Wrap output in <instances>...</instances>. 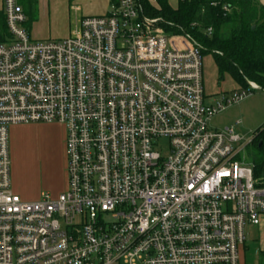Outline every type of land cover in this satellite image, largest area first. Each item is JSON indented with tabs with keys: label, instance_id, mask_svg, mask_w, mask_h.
<instances>
[{
	"label": "built area",
	"instance_id": "1",
	"mask_svg": "<svg viewBox=\"0 0 264 264\" xmlns=\"http://www.w3.org/2000/svg\"><path fill=\"white\" fill-rule=\"evenodd\" d=\"M110 6L37 42L19 0H1L0 264H240L264 180L241 157L253 138L209 122L259 87L207 102L193 39L166 34L139 0ZM31 124L64 127L67 190L25 203L8 128Z\"/></svg>",
	"mask_w": 264,
	"mask_h": 264
},
{
	"label": "trees",
	"instance_id": "2",
	"mask_svg": "<svg viewBox=\"0 0 264 264\" xmlns=\"http://www.w3.org/2000/svg\"><path fill=\"white\" fill-rule=\"evenodd\" d=\"M177 4L172 9L167 0L155 4L139 0L146 17L163 21L161 28L166 34L188 36L203 49L202 57L212 56L218 84L227 76L239 89L250 82L264 92V4L257 0H178ZM208 29L211 34H206ZM4 32L0 13V42ZM252 137L253 159L247 163L260 178L264 172V127Z\"/></svg>",
	"mask_w": 264,
	"mask_h": 264
},
{
	"label": "rangeland",
	"instance_id": "3",
	"mask_svg": "<svg viewBox=\"0 0 264 264\" xmlns=\"http://www.w3.org/2000/svg\"><path fill=\"white\" fill-rule=\"evenodd\" d=\"M38 1L37 7H32L33 14L36 13V16L39 18L37 26L38 32L45 36V41H58L59 39H63L67 33V11L69 9L68 5L66 6L65 0H47V5L46 2L43 3L45 0ZM176 1L168 0V3L175 8ZM44 11L45 15L42 17ZM202 64L205 79V94H216L215 101H218L225 94L227 96L233 94L232 91L235 83L231 78L225 76L223 83H217L216 69L211 55L203 57ZM45 126L44 124H39L38 127L31 131H23L21 135L23 139L29 140L32 143L33 158L37 163L30 177L40 189L46 188L45 179L47 177L59 176L57 172L60 164L59 158L53 157L51 152V157L53 158L51 160L49 157H46L47 154H45V151L47 145L50 144L48 141L58 138L61 132ZM261 127H264V92L261 90H255L252 96H248L237 104L226 106L225 110L214 116L209 122L210 129L218 132H225L226 129H232L235 135L246 142L251 140L253 133ZM10 137L9 131L8 144L9 157L12 164L11 176L15 179L17 178V174L14 171H16L15 168L17 165H15V160L12 159ZM162 146H165L164 142ZM252 153L254 152L251 146H247L241 153V157L244 156L246 162L251 163L253 159ZM47 158L50 163L46 162ZM42 191L43 194H48L45 190Z\"/></svg>",
	"mask_w": 264,
	"mask_h": 264
},
{
	"label": "crops",
	"instance_id": "4",
	"mask_svg": "<svg viewBox=\"0 0 264 264\" xmlns=\"http://www.w3.org/2000/svg\"><path fill=\"white\" fill-rule=\"evenodd\" d=\"M114 0H65L66 6L68 5L67 11V33L65 34L64 40L69 37L71 34L73 27L77 25V20L79 18H88V17H101L106 15L111 8V3ZM258 2L264 4L263 0H257ZM38 0H21V7L23 8L24 14L26 16V31L29 34V37L33 41L43 42L45 41V36L41 35L38 32L37 26L39 22V18L36 16V13L33 14V6L37 7ZM47 0L43 1V3ZM178 0L176 1V7H172L167 0V4L172 8L176 9L178 4ZM1 7V0H0ZM35 11V10H34ZM1 12V9H0ZM45 15V11L42 17ZM204 79V72H203ZM205 81V79H204ZM240 89L235 85L233 92L239 91ZM260 90V89H259ZM204 93H205V85H204ZM226 95V94H225ZM216 94H206V101L209 102L210 99H215ZM224 96V95H223ZM39 124H31V125H16L9 127L10 131V144H11V152L12 159L15 160V168L16 171L14 173L17 174V178H13L11 176V189L15 196H18L21 201L25 203L36 202L40 199L43 194L42 190H45L51 199H56L60 195L66 192L67 187V178L65 172V129L62 126L56 124H46L45 127L51 128L53 130H57L61 132L58 138L55 140L51 139L48 141L50 144L47 145L45 154L46 157H49L51 160L52 156L59 158V169H58V177L49 176L45 179L46 188L40 189L37 187V184L32 178L30 174L35 168L37 162L34 160V153L32 151V143L29 140H25L21 137L23 131H31L32 129L38 127ZM9 137V133H8ZM9 141V140H8ZM28 144V145H27ZM10 159V157H9ZM11 162V159H10ZM48 161V158L46 160ZM11 166L10 165V174H11ZM29 176V177H28ZM16 177V176H15ZM244 247L240 251L239 258L240 264H264V215H262L259 219L258 226H246L245 230V241Z\"/></svg>",
	"mask_w": 264,
	"mask_h": 264
},
{
	"label": "water",
	"instance_id": "5",
	"mask_svg": "<svg viewBox=\"0 0 264 264\" xmlns=\"http://www.w3.org/2000/svg\"><path fill=\"white\" fill-rule=\"evenodd\" d=\"M262 178H263V180H264V172H263Z\"/></svg>",
	"mask_w": 264,
	"mask_h": 264
}]
</instances>
